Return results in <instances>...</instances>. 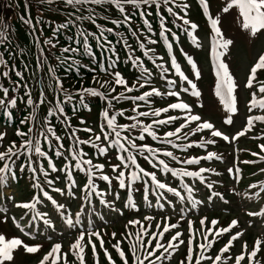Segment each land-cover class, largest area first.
Wrapping results in <instances>:
<instances>
[{"label":"snow or ice","instance_id":"6c2138e0","mask_svg":"<svg viewBox=\"0 0 264 264\" xmlns=\"http://www.w3.org/2000/svg\"><path fill=\"white\" fill-rule=\"evenodd\" d=\"M41 2L43 3L44 0H41ZM47 2L52 4L53 0H47ZM87 4H108L110 7L114 6L115 9H118L121 13L125 11V5H132L137 8L151 5H154L156 8H161L163 6L166 8L167 13L175 17L176 20L182 21V24L185 26L184 31L188 32L189 35L192 34V30H196L199 27L196 22H192L187 18L189 4H176V0H61V5L58 6L68 5L75 7ZM198 4L202 11V15L207 18V23L210 27L211 70L214 76L210 91L212 95L217 98L219 105L222 106V109L225 111V117L222 123L223 125L234 124V117L239 111V102L235 93L237 89L241 87L249 92L250 97L246 103L245 123L240 130L235 131L233 134L232 132H226L217 128L208 119H204L201 115L195 114L192 105L181 99V96L183 93H188L191 97H195L199 100L202 96V91L193 79L185 75V72L182 71L181 66L173 57L171 59V67L175 69V74L178 76L179 80L185 82V86L179 87L175 80H167L169 86H176L179 90H169L166 93H162L156 87H151L150 90L143 91L141 95H136L134 97H127L123 93L119 96H112L111 99L108 100V108L101 113L106 121V128L101 127L100 134L94 136V140L99 143H94L92 139L80 140L76 137L74 130L71 132L70 138L72 139L73 147L68 151L71 156V161L75 164V168L86 174V182L83 184V190L85 191L83 200L88 204H92V197L96 196L99 198V203L105 208H113L112 202L106 198L108 193L106 191H100L96 184V179H99L106 182L108 186H111L113 183V176L105 174L104 164H94L91 159H85L87 153H85L82 148L78 147L83 144H91L97 149L100 155H105L108 153L109 149L112 148H115L117 153H119L115 157L119 163L111 166V173L115 174L114 179L117 187L119 189H125L128 193L127 202L123 205L125 208L130 207L134 210L137 209V203L132 198V190L134 182L141 180H143V183L139 187L142 189L141 194L143 201L147 202L149 207L152 206V201L149 199L150 190L151 195L155 197L156 205L161 209L165 207V203L161 201H166L168 205L176 207L173 203L175 200L190 204L193 208L198 207L202 203L211 201L212 197H217L225 203H228V201L224 200V196L221 192L214 190L215 180L208 182L207 178L203 175V173L213 172L214 175L218 177L220 175L219 172L207 167H200L198 171L188 170L187 168L170 167L164 159L159 158L158 153L161 151L160 148L152 147L148 143L137 142L144 141L147 135L151 137L153 141L160 140L161 143L171 144L173 148L177 149L181 147H183V149H191L194 143L198 148H207L209 145L216 144V138L229 142L238 141L240 137L245 136L248 131H251L256 121L264 122V115L252 114L253 109L264 110V80L259 79V73L264 71V0H224V5L220 7L215 14L211 11L212 0H198ZM169 5H175L177 10L182 12L183 15H177V13L173 11V7ZM141 15L143 16L145 13H141ZM228 16L232 17L238 29L244 34L246 39L252 43L259 42L261 44V48L256 52V55L248 66L245 80L242 83L236 80L235 74L231 71L230 63L226 60V57L231 54V48L234 45V39L225 35L227 26L224 24V20ZM78 19H87L93 24H96L95 16L91 13L87 17L80 16ZM124 19L126 22H130L128 16H125ZM113 23H116V21H113ZM144 24L148 27V31H151V25L148 23V20H144ZM64 27H66L65 24L59 25L54 29V33ZM97 27L99 28V25H97ZM159 27L160 36H165V34L170 31L163 17H161ZM107 31L111 32L112 29L109 28ZM79 35L83 37L84 52L92 56L93 53L88 43V36L91 34L80 32ZM133 35H135V33H133ZM172 35L175 37V33ZM102 37H104L103 31H101L100 36L95 37V39L100 43ZM193 42L196 44V47H200L198 40L194 39ZM37 43H39V41H37ZM44 43L52 48L56 47L51 40H45ZM106 43L109 45L107 50L113 52L115 55V50L110 47L111 41H106ZM149 43L154 44L156 41L149 40ZM100 47L104 48V44H100ZM139 47L145 48V44L140 43ZM168 47L171 48L172 44H169ZM78 51L79 48L71 46L61 49V53H71L73 55ZM148 51H151V49L146 50L145 55H147ZM185 57L187 64L191 66V72L195 81H200L201 70L196 61L187 53H185ZM129 58L134 65L138 68L141 67L138 57L130 56ZM57 59L60 60V57H57ZM68 59H71V57L66 56L61 62L63 63ZM3 63H5V61L0 60V64ZM153 63L156 62L153 61ZM39 66L43 67L42 64ZM156 66L161 70L160 75L167 79L165 73L168 72V69L165 68L163 64H157ZM48 71L51 72L52 69L49 68ZM113 74L115 76V84L123 86L129 93L137 86L140 89H144L147 85L151 84V80L149 79L151 73L147 68L141 70V78H143L144 82L139 83L138 81L137 85L131 87L127 85L126 80L119 72H114ZM2 75L8 76L9 73L5 71ZM20 75V72H16V76L19 77ZM56 83L60 91L64 92L60 81L57 80ZM8 92L9 90L7 88L3 89V96L5 98L0 99V107L9 108L16 105V99L8 98ZM82 93L87 94L89 99L100 95L94 88L82 89ZM162 95L174 98L175 102H169L166 107L154 108L151 112L140 111L138 116L148 117L151 115L153 117H160L161 113H169L170 110L177 111L176 115L169 114L166 119H153L150 124L143 123L137 116L129 115L128 120L133 122L129 124H120L117 122V115L123 116L124 113L119 112L114 115L111 112L113 101H118L120 99L148 101L151 98ZM65 99L71 100V93L65 92ZM41 103H43V101H41ZM81 103H83V99H81ZM27 104H33L30 95L27 98ZM138 107L139 105L137 104L133 107L132 111L136 112ZM199 107L203 109L205 106L200 104ZM57 111L61 115L64 113V109L59 105H57ZM27 119L26 117L21 123H27ZM176 121H180L179 126L175 127L174 130L165 131L163 137L158 136L153 130V125H168ZM81 123H83V121H81ZM193 124L195 127L190 132H184V139H188L189 136L195 135L197 132H203L204 130L210 132L211 138L189 142L183 146L178 143H173L170 138L176 137L177 140H179L182 130L187 129ZM133 130L138 131V136L130 138L127 134L122 135V133H131ZM46 131L57 142L55 154L57 156H62L63 153L61 149L64 145L60 142L61 137L58 136L50 126L47 127ZM84 131L91 132L92 129L86 128ZM32 132L33 128H29L27 133L17 130L16 135L26 137ZM40 134L44 137V140L50 148L52 139L44 132ZM6 135L7 133H0V141H3ZM259 148L260 153H264V144H261ZM30 151H34L39 157L47 159V167L51 169L52 172L63 171L65 173V178L68 180V184L65 185L64 188L53 187L54 181L47 178L48 171L44 166L42 164L39 167L34 166V161L29 154ZM123 153L127 155H123ZM162 155L175 160L177 164L184 165H199L201 161L223 160V157L214 151H207L206 155L203 156H190L182 161L178 160L172 151H163ZM252 155L256 156L258 153L253 152ZM138 156H143V159L152 166V169L159 167L163 172L170 173L171 176L180 178V184L184 192H186L187 197H185L176 186H170L167 182H162L161 179L158 178L156 171L146 170L144 167H141L137 163ZM21 157H26V163L19 165L20 171L23 172L27 169L31 172V187L38 189L39 192L33 194L29 200L18 203H15L13 195L9 194L7 191L3 193L4 199L14 202L15 208L22 210L24 215L27 216V220L17 219L16 216L9 217L7 215L8 209L0 208V213H4L2 219H0V226L7 224L9 219H11L12 225L20 233V235H14L0 231V264H15L18 255H37L40 253H42V255H38L35 264H69V254L75 257L78 264H86V248L90 247L92 255L97 256V244L95 241L99 242V248L103 250V254L107 259V264H116V261L113 259L108 249L105 248V240L101 232L96 230V226L92 225L90 221H85V213L90 215L91 212L94 211V206L92 209H89L86 206L80 205L72 210V202L79 200V197L76 195L78 191L77 182L73 179L74 173L68 170L67 163L63 169H57L52 160L48 159V153L42 150L39 139L35 141L31 138L25 139L23 144L19 147H17L15 142H12L5 151H0V185L10 182V177L15 176L16 173L13 166L16 165L17 160ZM260 158L264 160V155ZM243 163L247 164L250 163V161H243ZM132 166H135L137 170L125 171ZM262 171H264V169H262ZM38 172L45 177L43 182H41L37 176ZM226 172L234 174V183L238 182L241 178V170L235 163L228 167ZM185 177L198 178L199 184L203 185L206 189V192H203L199 199H196L194 196L198 188L190 183H185ZM249 187L256 189L257 185L251 184ZM47 188H51L53 193H58L60 196L67 195V197L71 198V201H59L46 190ZM233 191H235L234 187ZM261 193H264V185H261L260 191L254 192L253 195L260 197ZM168 194H171V197H169ZM236 194L239 195V193ZM248 198L250 199L251 197ZM113 199H119V193H116ZM41 204H49V210H40L38 205ZM247 215L249 217H264V208L258 211H248ZM142 219L144 222L154 221L152 215H145ZM38 221L42 222L45 227V232L41 234L37 227V234L34 236L32 234V228L36 226V222ZM206 221V217L199 220V225L202 230L194 229L193 223L189 221L187 225L188 229H192L193 232L192 235L185 238L184 234L177 230L179 227L178 224L172 223L167 218H162L161 223L155 224V228L159 229V231H150L147 224H141V220L130 219L126 227L131 228L136 226L139 228V231L134 234L130 235L127 232L125 233L126 238L130 241L133 239L135 241L134 243H130L129 247V252L131 253L134 264H163L165 259H168L170 262L173 254L179 252L182 246L185 248V255L179 264H244L245 261H247V264H261L256 258L261 251V245H264V239L257 238L253 243L251 251L248 250L247 242H244L237 254L231 257L226 256L232 249L234 242L243 235L240 231H236L234 235H230L227 242L224 243L218 251L213 253L212 249L217 239L224 234H230L232 230L236 228L239 221L233 219L228 226L219 228L216 227L219 223L218 220L213 219L211 221V227L208 226ZM57 224H59L61 233H72L74 235V239L70 242L67 251L64 250L62 235L57 237L60 242L50 243L47 250H44L43 243L26 242V239L36 240L41 238L42 235L51 236V234L57 231ZM197 232L202 238L200 241L196 240ZM166 234L169 237L167 239ZM111 235L115 237L116 233L113 232ZM111 247L117 253L121 264H129L128 254L121 247V242H117ZM94 264H99L98 258L94 261Z\"/></svg>","mask_w":264,"mask_h":264},{"label":"rangeland","instance_id":"374dc122","mask_svg":"<svg viewBox=\"0 0 264 264\" xmlns=\"http://www.w3.org/2000/svg\"><path fill=\"white\" fill-rule=\"evenodd\" d=\"M229 36H230V38H233L234 40L236 39V37H237V34H236V31L234 30V28H231V30H230V32H229ZM260 43L259 42H257V44H256V46L257 45H259ZM254 51H255V48H254V50H251V52H250V56H248L247 55V53L245 52L243 55H240L239 54V48H236V51H235V54H236V59H239V61H238V66H239V68H240V70H242V68L244 69L245 68V71L247 70L246 68L248 67V65H249V61H250V57H251V55H254ZM241 56H242V58H241ZM244 75H245V73H244ZM243 75V76H244ZM243 78V77H242ZM6 133H7V135H6V140L10 137V132H9V129L6 131ZM13 191H14V189H13ZM15 194L17 195L18 193L15 191ZM185 205H189V204H185ZM238 204H236V202H234V205L232 206L234 209H237L238 208ZM85 220H90V216L88 215L86 218H85ZM0 231H1V228H0ZM65 244V248H66V251H67V249H68V243H64ZM37 258H38V256L37 257H35L31 262L28 260V259H25V260H22V261H20V263L19 264H26V263H28V262H30V264H34L35 263V261L37 260Z\"/></svg>","mask_w":264,"mask_h":264},{"label":"trees","instance_id":"16d2710c","mask_svg":"<svg viewBox=\"0 0 264 264\" xmlns=\"http://www.w3.org/2000/svg\"><path fill=\"white\" fill-rule=\"evenodd\" d=\"M0 11H3L2 6H1V3H0ZM3 14L6 15L7 18H6L5 16H4V17H5L7 20H9L8 17L10 16V14L5 13V12H3ZM2 16H3V15H2Z\"/></svg>","mask_w":264,"mask_h":264}]
</instances>
